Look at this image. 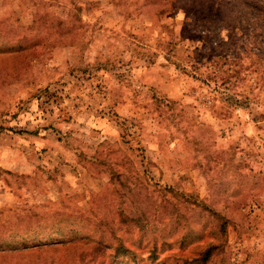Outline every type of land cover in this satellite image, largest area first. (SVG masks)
<instances>
[{
	"label": "rangeland",
	"instance_id": "rangeland-1",
	"mask_svg": "<svg viewBox=\"0 0 264 264\" xmlns=\"http://www.w3.org/2000/svg\"><path fill=\"white\" fill-rule=\"evenodd\" d=\"M0 264H264V0H0Z\"/></svg>",
	"mask_w": 264,
	"mask_h": 264
},
{
	"label": "trees",
	"instance_id": "trees-1",
	"mask_svg": "<svg viewBox=\"0 0 264 264\" xmlns=\"http://www.w3.org/2000/svg\"><path fill=\"white\" fill-rule=\"evenodd\" d=\"M189 73H191V75H192L191 77H193L194 79H198V78H196L194 72H189ZM218 79L220 80V78H218ZM225 84H227V78H223V80L221 79L219 84L215 88L216 90H213L214 92H216V94L218 95L221 102L224 104H227V106L232 107V108H242L243 106L245 107L246 105H243V104H245V102L247 100H245V99L240 100V99L236 98L234 95H232L230 93L229 85L224 86ZM116 250H117V253L119 251H123V249L121 247H117ZM208 256H209V250H206L202 254V259L205 260Z\"/></svg>",
	"mask_w": 264,
	"mask_h": 264
}]
</instances>
